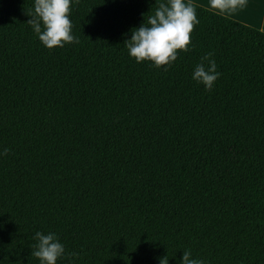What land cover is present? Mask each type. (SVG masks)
<instances>
[{
  "label": "trees",
  "instance_id": "1",
  "mask_svg": "<svg viewBox=\"0 0 264 264\" xmlns=\"http://www.w3.org/2000/svg\"><path fill=\"white\" fill-rule=\"evenodd\" d=\"M33 2L0 0V264H39L36 231L74 264H264V32L187 0L165 70L124 45L161 0H74L79 42L51 49Z\"/></svg>",
  "mask_w": 264,
  "mask_h": 264
},
{
  "label": "clouds",
  "instance_id": "2",
  "mask_svg": "<svg viewBox=\"0 0 264 264\" xmlns=\"http://www.w3.org/2000/svg\"><path fill=\"white\" fill-rule=\"evenodd\" d=\"M236 2L209 0V7L223 10L229 5L235 6ZM73 3L74 0H34L28 23L43 46L62 48L65 44L79 42L72 31L70 13ZM198 23L196 6L187 0H161L146 23L130 29V38L125 39L124 45L128 55L137 63L150 62L166 70L177 59L179 51L190 50L192 30ZM212 57L211 52L205 53L191 72V79L202 84L205 90L211 89L221 75ZM33 239L36 243L31 255L39 260V264H57L62 259L74 264L71 257L76 254L66 252L64 243L55 232L36 231ZM160 264H168V259H161ZM178 264H203V261L193 258L191 251L183 250Z\"/></svg>",
  "mask_w": 264,
  "mask_h": 264
},
{
  "label": "crops",
  "instance_id": "3",
  "mask_svg": "<svg viewBox=\"0 0 264 264\" xmlns=\"http://www.w3.org/2000/svg\"><path fill=\"white\" fill-rule=\"evenodd\" d=\"M189 1L264 32V0H237L223 10L210 8L209 0Z\"/></svg>",
  "mask_w": 264,
  "mask_h": 264
}]
</instances>
